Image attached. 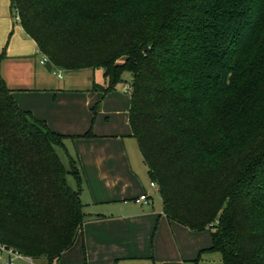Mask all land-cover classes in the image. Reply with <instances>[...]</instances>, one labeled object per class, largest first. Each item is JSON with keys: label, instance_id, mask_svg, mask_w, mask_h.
Returning <instances> with one entry per match:
<instances>
[{"label": "trees", "instance_id": "obj_1", "mask_svg": "<svg viewBox=\"0 0 264 264\" xmlns=\"http://www.w3.org/2000/svg\"><path fill=\"white\" fill-rule=\"evenodd\" d=\"M10 9L54 68L102 69L106 85L93 90L106 95L131 75L132 136L165 215L211 233L193 263L218 252L222 264H264V0H10ZM6 57L0 242L52 264L87 219L82 177L58 154L68 137L18 105Z\"/></svg>", "mask_w": 264, "mask_h": 264}, {"label": "crops", "instance_id": "obj_2", "mask_svg": "<svg viewBox=\"0 0 264 264\" xmlns=\"http://www.w3.org/2000/svg\"><path fill=\"white\" fill-rule=\"evenodd\" d=\"M15 20L10 0H0V53L5 51L7 56L2 76L22 109L68 137L66 150L72 152L82 177L81 200L87 219L72 248L52 264H194L202 251L212 247L210 231L194 232L169 220L162 205L156 207L159 191L150 186L132 131L112 127L114 117L129 120V89L128 93L106 95L93 90L94 84L106 85L102 69L84 70L90 71L93 79L82 86L42 79L37 44ZM97 103L100 106L94 118ZM89 130L94 137H82ZM144 193L148 205L133 202ZM36 261L50 264L47 259ZM13 264L36 263L23 257ZM198 264H222L221 255L205 252Z\"/></svg>", "mask_w": 264, "mask_h": 264}, {"label": "rangeland", "instance_id": "obj_3", "mask_svg": "<svg viewBox=\"0 0 264 264\" xmlns=\"http://www.w3.org/2000/svg\"><path fill=\"white\" fill-rule=\"evenodd\" d=\"M20 23L16 22L15 20V25H19ZM36 58H37V66H38V70L40 72V76L43 79L49 80L51 81V83L53 84H61V85H65V86H82L84 84H86L85 82H88V80L93 79V74L90 71H83L80 73H67L59 68H54L51 71H47L45 69V67L43 65L40 64V60L43 58V56L40 53H36ZM61 72L63 74V78L60 79L56 73ZM123 80L122 82H120L117 86L116 89L114 90L116 93H118V91H121V93H128L127 89L129 88L130 82H131V75L129 73H124L123 75ZM104 95V94H103ZM112 127L120 132H126L127 130L132 131L129 120L126 122L124 121L123 117H114L113 118V124ZM132 136V134H131ZM134 141V147H138L137 146V142L136 140H132ZM66 146L65 148H58V153L60 155L61 160L63 161L64 165L66 166V168L69 169V154L70 156L72 155V152H68L66 150ZM139 151V150H138ZM140 159V158H139ZM68 182L70 184V186L74 187V180L69 177L68 178ZM155 202H156V207H160L161 205L163 206L162 203V199L160 196V193L155 195ZM36 264H39L38 261H35Z\"/></svg>", "mask_w": 264, "mask_h": 264}, {"label": "built area", "instance_id": "obj_4", "mask_svg": "<svg viewBox=\"0 0 264 264\" xmlns=\"http://www.w3.org/2000/svg\"><path fill=\"white\" fill-rule=\"evenodd\" d=\"M16 20L20 22L19 17H16ZM41 65L46 66L47 63H50L47 57L43 56L40 61ZM54 67L52 66V70ZM59 78H62L63 75L61 72L56 73ZM129 89V88H128ZM150 186L154 189H158V185L156 182L151 181ZM136 204H146L150 203L149 197L147 194H142L140 197L134 199L133 201ZM16 258H23L21 254H19L16 250L7 245L0 242V264H13Z\"/></svg>", "mask_w": 264, "mask_h": 264}, {"label": "water", "instance_id": "obj_5", "mask_svg": "<svg viewBox=\"0 0 264 264\" xmlns=\"http://www.w3.org/2000/svg\"><path fill=\"white\" fill-rule=\"evenodd\" d=\"M46 69H47L48 71H51V70H52V64H51V63H47V64H46Z\"/></svg>", "mask_w": 264, "mask_h": 264}]
</instances>
